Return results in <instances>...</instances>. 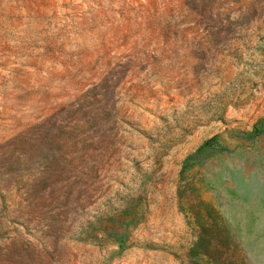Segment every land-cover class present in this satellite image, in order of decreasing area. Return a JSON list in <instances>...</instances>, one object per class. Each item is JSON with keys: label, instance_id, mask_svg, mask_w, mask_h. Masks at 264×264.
I'll list each match as a JSON object with an SVG mask.
<instances>
[{"label": "rangeland", "instance_id": "rangeland-1", "mask_svg": "<svg viewBox=\"0 0 264 264\" xmlns=\"http://www.w3.org/2000/svg\"><path fill=\"white\" fill-rule=\"evenodd\" d=\"M213 261L264 264V0H0V264Z\"/></svg>", "mask_w": 264, "mask_h": 264}, {"label": "trees", "instance_id": "trees-1", "mask_svg": "<svg viewBox=\"0 0 264 264\" xmlns=\"http://www.w3.org/2000/svg\"><path fill=\"white\" fill-rule=\"evenodd\" d=\"M204 246V245H203ZM199 247H200V249H201V251H203V256H207V254L206 253H204L205 251V247H202V243H199ZM213 264H218V262L217 261H213Z\"/></svg>", "mask_w": 264, "mask_h": 264}]
</instances>
